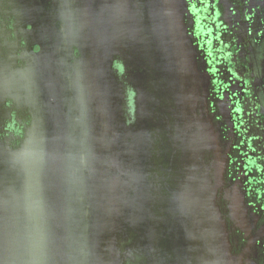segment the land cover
<instances>
[{"label":"water","instance_id":"95a60500","mask_svg":"<svg viewBox=\"0 0 264 264\" xmlns=\"http://www.w3.org/2000/svg\"><path fill=\"white\" fill-rule=\"evenodd\" d=\"M184 7L89 0L63 37L43 22L24 69L0 67L31 115L0 148V264H252L220 210L227 158L197 112Z\"/></svg>","mask_w":264,"mask_h":264},{"label":"flooded vegetation","instance_id":"af4514ba","mask_svg":"<svg viewBox=\"0 0 264 264\" xmlns=\"http://www.w3.org/2000/svg\"><path fill=\"white\" fill-rule=\"evenodd\" d=\"M103 1L108 17L110 0ZM184 2V24L202 83L197 112L215 127L227 158L218 195L232 250L252 264H264V0ZM88 5L89 0H0V67L6 65L10 73L24 69L31 53L41 51L43 22L63 37L67 21H73L68 12L79 17ZM43 14L57 16L56 22L42 19ZM81 26L76 32L83 37ZM116 66L123 74L124 63ZM30 122L24 103L0 94V148L19 146Z\"/></svg>","mask_w":264,"mask_h":264}]
</instances>
